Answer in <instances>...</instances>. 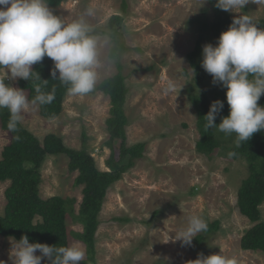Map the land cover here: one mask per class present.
I'll return each instance as SVG.
<instances>
[{"label":"rangeland","instance_id":"374dc122","mask_svg":"<svg viewBox=\"0 0 264 264\" xmlns=\"http://www.w3.org/2000/svg\"><path fill=\"white\" fill-rule=\"evenodd\" d=\"M49 7L68 21L79 18L91 7L94 15L86 19L100 32H109L107 22L111 15L121 16L114 41L122 47L115 55L112 49L102 50V59L111 55L114 63L110 71L101 70L97 85L118 72L123 76L127 87L126 143L145 144L144 156L135 159L134 165L106 191L94 235L96 264H190L199 253L214 252L235 259L237 264H264V252L240 247L244 231L254 224L235 205L237 188L248 174L245 160L229 159L220 153L221 148L211 158L195 150L200 134L192 97H202L206 89L211 105L213 94L209 90L215 86L220 93L217 100L226 98L223 87L213 84L206 71L197 79L187 59L198 35L193 19L204 15L209 21L214 19L209 1L65 0ZM241 11L253 21H264V3L250 0ZM229 14L231 18L239 15ZM214 39L211 36L210 42L216 45L218 39ZM17 79L8 78L4 82L19 88ZM169 82L173 88L165 91ZM24 91L27 95V90ZM109 109V96L100 90L82 96L67 92L56 117H42L37 104L29 108L20 123L41 141L46 134L55 133L68 147L85 146L97 167L108 170L105 160L110 150L104 142L108 139L105 120ZM228 136L225 134L223 138L229 139ZM10 141L11 134L0 123V158L2 148ZM76 174L68 170L65 154L48 155L40 167L39 195L73 198L76 210L82 196V185L74 183ZM9 183L0 181V214ZM260 208L264 220V203ZM155 210L158 211L152 216ZM191 215L201 217L206 224L217 220L219 226L204 234V242L196 241L203 231L193 238L190 246L173 242ZM119 217L130 219L120 221ZM71 218L66 219L68 230H81L82 225ZM10 239L0 236V264L2 261L11 264ZM68 240L69 245L77 243L86 253V246L71 233ZM41 264H48L47 257L42 258Z\"/></svg>","mask_w":264,"mask_h":264},{"label":"trees","instance_id":"16d2710c","mask_svg":"<svg viewBox=\"0 0 264 264\" xmlns=\"http://www.w3.org/2000/svg\"><path fill=\"white\" fill-rule=\"evenodd\" d=\"M65 0H46L49 6H58ZM214 10V19L209 21L205 15L193 19L197 23V38L194 46L187 54L190 66L194 69L197 79L205 71L201 66L200 57L202 47L211 43V36L218 39L220 33L228 29L233 18L228 11L216 7V0H208ZM123 10L125 3H122ZM121 16L111 15L107 25L110 32L115 35L119 30ZM258 27L263 28L264 21H254ZM217 43V42H215ZM118 41L112 48V55L121 49ZM150 68V67H148ZM54 62L45 56L43 60L32 65V76L27 81L17 79L19 88L27 90L29 100L36 96V87L45 93L52 94L54 99L49 104L39 105V113L44 118H54L62 110V102L67 94V86L59 79L52 77ZM100 90L109 96V117L105 120L108 139L104 144L110 153L105 160L108 170H100L90 152L82 146L79 149L71 148L63 143L60 136L48 133L41 141L20 122L15 130H9L10 113L7 108H0V123L3 130L9 131L11 141L2 148L0 158V181H9L4 190L5 206L0 214V236L19 240L27 235L29 242L46 243L55 247L69 246V234L86 246V258L83 264H96L94 259V235L99 224L98 214L101 210L107 189L122 177V173L134 165L137 158L144 156V142L127 145L125 126L127 117L124 113V101L127 87L123 76L118 72L114 76L103 79L93 91ZM214 90V91H212ZM209 90L213 94L210 103L217 100L220 94L216 87ZM92 91V92H93ZM226 95V88L223 87ZM91 93V92H90ZM207 90L202 91V97L194 95L192 103L196 108L197 126L200 137L195 143V150L211 158L213 153L219 151L229 159L242 158L247 167V176L240 181L236 192V207L241 215L251 223L240 238L242 250H260L264 252V220L260 205L264 203V130L256 132L248 141H242L236 147L235 133L224 139V133L218 129H206L204 116L208 113L210 104ZM191 98V97H190ZM223 108L216 115L214 123L221 122L222 117L229 114L227 99H223ZM264 106V94L258 100ZM229 140V142H228ZM228 142V143H227ZM231 142V143H230ZM230 143V144H229ZM235 155L229 157V153ZM65 154L69 171H76L75 185H82V196L75 210L74 199L59 195L42 198L39 195L40 167L48 155ZM158 210L152 214L154 216ZM82 225L81 230H68L67 217ZM120 221H129L130 218H117ZM219 226V221L207 223V230L196 237V241L206 239L204 234H210ZM39 252V251H37ZM48 264H51L47 258Z\"/></svg>","mask_w":264,"mask_h":264},{"label":"clouds","instance_id":"9594fccd","mask_svg":"<svg viewBox=\"0 0 264 264\" xmlns=\"http://www.w3.org/2000/svg\"><path fill=\"white\" fill-rule=\"evenodd\" d=\"M63 2V1H62ZM250 0H216V7L238 13L228 29L222 31L216 45L202 47L203 69L212 76L213 84L226 88L229 114L217 125L216 115L223 108L221 100L214 101L204 116L206 129L236 135V147L248 141L256 132L264 130V106L258 104L264 94V28L258 27L241 10ZM256 4L264 0H252ZM204 3V0H203ZM94 15L87 8L82 15L68 21L55 15L46 0H0V108L10 113L9 130H15L31 106L49 104L54 96L36 87V96L29 100L24 89L5 84V79L29 80L32 65L45 56L54 62L52 77L67 86L73 96L92 92L101 76V70L110 71L114 58L102 59V50L115 46L113 34L97 31L86 17ZM173 88L168 83L165 91ZM229 157L234 156L230 152ZM108 169V167H107ZM207 230L206 222L197 215L187 218L186 225L176 234L173 242L190 246L198 233ZM11 264H41L47 257L51 264H81L85 250L77 243L55 247L46 243H30L27 235L19 240L10 239ZM39 251L40 255H37ZM6 264L5 261H2ZM190 264H237L236 260L220 252L199 253Z\"/></svg>","mask_w":264,"mask_h":264}]
</instances>
